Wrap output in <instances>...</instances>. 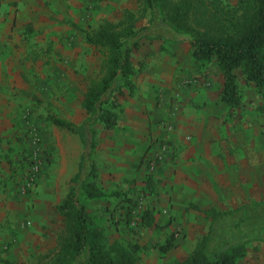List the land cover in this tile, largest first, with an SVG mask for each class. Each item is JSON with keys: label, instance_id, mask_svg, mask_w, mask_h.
<instances>
[{"label": "crops", "instance_id": "obj_1", "mask_svg": "<svg viewBox=\"0 0 264 264\" xmlns=\"http://www.w3.org/2000/svg\"><path fill=\"white\" fill-rule=\"evenodd\" d=\"M19 26L24 28L25 23ZM164 30L158 36L144 35L139 40L141 47L146 45L147 49L143 51L144 61L139 59L141 63L130 75L131 88L116 99L125 106L123 117L116 114L115 127L119 123L126 126L128 137L120 151L127 160L124 158V165L129 166L116 169L113 150L117 143L111 133L102 140L80 130L82 140L91 138L93 145L99 146L96 154L90 156L96 164L92 175H96L97 181L92 182L100 183L97 185L100 189L101 183L118 180L125 183L121 175L131 169L138 176L135 183H145L139 176L150 174L149 183L153 185L148 193L153 199L149 209L155 224L162 225L172 218L181 220L179 213L182 212L196 220L208 214L215 219L217 213L238 208L246 183H262L264 133L259 130L264 123V95L260 96L255 86L235 68L239 105L229 107L220 100L223 76L214 60L197 64L190 55L188 40L168 26ZM19 32L13 15L0 19V259L8 262L16 254L29 257L37 235L34 230L14 225V221L24 219L31 225L45 221L57 205L50 195L42 194L39 184L30 188L31 191L22 190L28 170L22 156L32 148L28 133L30 121L40 126L43 121L48 123L45 117L42 121L35 113L37 106L32 99H37L33 95L37 81L49 87L60 79L53 74L54 65L47 57H41L46 52L34 51L37 45L46 51L48 43L45 47L39 44L49 39L23 37ZM54 39L59 44L56 51L65 69V74L60 71V82L67 87L73 80L70 75L77 74L83 57L81 53L70 55L67 38L59 36L50 40ZM53 94L51 87L49 100ZM63 130L67 131L61 133L64 143L71 147L63 151L59 146L58 171L62 178L70 177L73 181L86 170V165L81 159L82 149L77 150V143L81 145L79 137L76 139L70 131ZM101 148L108 151L107 156L102 155ZM156 151L161 152L162 160L154 172H149L141 158ZM138 161L139 166H134ZM134 181L130 179L126 183ZM172 228L170 223L164 227L167 233Z\"/></svg>", "mask_w": 264, "mask_h": 264}, {"label": "rangeland", "instance_id": "obj_2", "mask_svg": "<svg viewBox=\"0 0 264 264\" xmlns=\"http://www.w3.org/2000/svg\"><path fill=\"white\" fill-rule=\"evenodd\" d=\"M227 1L234 2L235 0ZM13 8H16L15 12ZM126 13H131V17ZM12 15L16 30L20 29L19 35L23 37L25 35L43 36L49 39L39 44L42 45L40 47H45L47 42L48 49L46 51L43 48H38V45L34 51L46 52L41 57H47V61L54 65L53 74H56L60 80H62L59 77L60 71L63 70L65 74V69L62 68L61 57L57 54L59 51H56L59 44L55 39L50 40L51 37L67 38V51L70 55L82 54L83 63L76 69L78 75L76 74V76L75 73L74 76L70 75L73 80L67 83V87L60 80L53 81L54 84L49 87H45L38 80L35 94H33L37 99H32L37 106L35 113H37L38 119L42 120L47 115H52L76 125V130L70 131L69 134L76 139L77 136L79 137L82 147L77 140V150L79 152L82 149L81 159L83 165H86V170L77 177L76 183L84 179L97 181L96 175H91L96 170V164L92 158L88 157L89 140L86 137L81 139L80 130L89 134V129H92L93 138L95 135L102 140L111 133L113 141L115 140L117 143L116 150H113V160L116 159L115 167L124 170L125 167L129 166V164L124 165L123 160L124 158L126 160V157L120 151L124 149H121L122 147H125L123 145L125 137H128L125 133L127 131L125 124L119 123L117 127L106 130L102 123L93 117L86 121V114L80 108L79 103L83 93L87 86L98 79L101 73L102 59L105 57L102 50L90 47L83 41L82 33L92 31L105 19L113 23L119 21L127 23L131 18L134 36L127 41L122 38L121 41L123 47L130 46L131 64L134 69L141 63L139 59L144 61L142 56L146 45L141 47L142 41L139 40L144 35L158 36L165 31L164 27H167L162 22L160 13L156 9L143 5L141 0H0V19L2 17L11 18ZM18 22L19 24L25 23V27L20 28ZM179 35L185 40L189 39L186 34ZM133 41H135L136 47L131 46ZM71 63L73 65L75 61ZM47 72L45 71V73ZM77 82L78 86H76ZM51 87H53L54 94L50 96L51 100H49L47 96H49L48 90ZM103 106L115 111L119 117L124 116L125 106L122 102H119L115 108H111L109 103H104ZM30 122L28 133L32 148L22 156V160L26 162L27 169L30 162H36L38 168L35 174V183L29 185L25 183L22 190L29 189L31 191L30 188L39 184L42 194L50 195L53 201L58 204L73 184L70 177L64 179L58 171L60 162L57 152L59 146L61 145L63 151L71 147V145L64 143L61 135L62 132L67 131L54 127L49 122L43 121L41 126ZM31 131L37 133V140H32ZM259 131L264 133V123L260 125ZM98 148V145H93L92 153L96 154ZM100 152L104 156L108 155V151L103 148L100 149ZM147 155L149 154L142 156V162ZM90 163L93 166L90 167ZM136 165L139 166V161L134 164V166ZM135 175V172H131L130 169L126 175L124 173L121 175L125 183H121L120 180L116 183H101V189H104L107 195L105 198L90 200L82 195L79 196L89 219L103 228L104 246L113 241L123 244H136L139 248L135 254L136 261L134 264H175L196 250L202 238L210 232V241L207 246L208 254L221 249L226 250L238 243L242 252L236 257L235 264H264V176H262V183H246L248 186L245 188L244 198L240 199L237 204L239 208L244 205L260 203L261 206L254 216H218L211 219L209 216L212 215L208 214L209 218L204 215L202 219L196 220L195 217L182 212L179 213L182 217L181 220L168 219L162 225L156 224L158 228H153L145 226L140 221L139 217L142 212L151 207L153 197L150 192L148 193L149 189L146 188V183H135L134 179L138 178ZM140 177L146 178L142 174ZM130 179H133L134 182L126 183ZM95 184L99 185L100 183ZM126 213L131 216L128 217ZM169 223L174 227L171 233H167L164 229ZM13 224H18V227L21 226L24 230H34L37 235L35 242H33L35 244L30 249L31 255L21 257V254H16L11 262L15 264H49L58 250V237L64 230L62 216L57 210L54 208L49 219L36 221V224L31 225L30 222L27 224L24 219L14 221ZM169 235L173 236L174 246L165 252H160L158 246L163 244ZM81 262L82 257H79L75 264H81ZM0 264L3 263L0 262Z\"/></svg>", "mask_w": 264, "mask_h": 264}, {"label": "trees", "instance_id": "obj_3", "mask_svg": "<svg viewBox=\"0 0 264 264\" xmlns=\"http://www.w3.org/2000/svg\"><path fill=\"white\" fill-rule=\"evenodd\" d=\"M146 7L156 9L162 22L172 31L186 34L189 39L190 55L194 62L203 65L214 60L223 76L220 100L229 107L239 105V95L235 84L233 69L239 68L246 81L251 82L260 96L264 89V0H141ZM131 17V13H126ZM113 23L103 20L90 32H84L83 40L90 47L100 49L105 54L102 59L101 73L91 85L87 86L80 108L86 114V121L91 117L110 130L116 125V112L105 108L118 106L116 99L125 89L131 88L130 75L133 67L130 59V46L123 47L122 38L130 40L134 36L132 21ZM136 47L135 41L131 43ZM105 97V98H103ZM45 120L59 128L75 131L76 125L69 121L47 115ZM93 136V130L89 129ZM93 152V140L90 138L88 157ZM93 166L90 163V167ZM93 168V167H92ZM92 175V174H91ZM146 188L150 190V174L145 175ZM73 178L66 196L56 205L62 216L64 230L58 237V250L49 264H75L82 257L81 264H134L136 244H123L113 241L103 245V228L92 222L79 199L95 200L105 198L104 193L94 182L87 179L76 183ZM35 183V179L33 180ZM260 203L244 205L233 212H222L218 216L251 217L260 208ZM128 217L131 215L126 213ZM142 224L158 228L153 222L150 209L140 215ZM239 220V217H238ZM210 232L189 256L175 264H235V259L242 252L237 243L228 249L207 253ZM173 236L165 238L159 245V251L165 252L173 247ZM3 264H13L1 260Z\"/></svg>", "mask_w": 264, "mask_h": 264}, {"label": "built area", "instance_id": "obj_4", "mask_svg": "<svg viewBox=\"0 0 264 264\" xmlns=\"http://www.w3.org/2000/svg\"><path fill=\"white\" fill-rule=\"evenodd\" d=\"M174 111L175 108H173L171 115H174ZM30 137L32 138V140H37V133L35 131H31V135ZM162 160V155L160 151H156L154 153H151L149 155H147L144 159H143V163L144 166L146 168L147 171L149 172H154L155 169L158 167V165L160 164ZM37 163L36 162H30L29 163V168H28V173L26 175V185H29L31 183H33V180L35 179V174L37 173ZM28 224V222H26Z\"/></svg>", "mask_w": 264, "mask_h": 264}]
</instances>
